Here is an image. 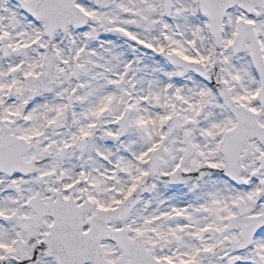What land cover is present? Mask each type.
Returning <instances> with one entry per match:
<instances>
[{"label":"snow or ice","instance_id":"snow-or-ice-1","mask_svg":"<svg viewBox=\"0 0 264 264\" xmlns=\"http://www.w3.org/2000/svg\"><path fill=\"white\" fill-rule=\"evenodd\" d=\"M0 264H264V0H0Z\"/></svg>","mask_w":264,"mask_h":264}]
</instances>
